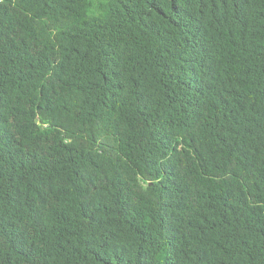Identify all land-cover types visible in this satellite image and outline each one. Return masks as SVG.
<instances>
[{"label": "trees", "instance_id": "16d2710c", "mask_svg": "<svg viewBox=\"0 0 264 264\" xmlns=\"http://www.w3.org/2000/svg\"><path fill=\"white\" fill-rule=\"evenodd\" d=\"M0 264H264V0H0Z\"/></svg>", "mask_w": 264, "mask_h": 264}]
</instances>
